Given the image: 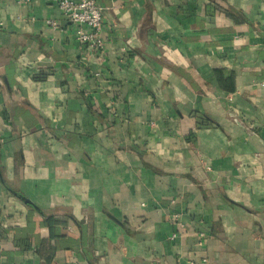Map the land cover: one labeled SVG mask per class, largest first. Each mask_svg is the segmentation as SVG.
I'll list each match as a JSON object with an SVG mask.
<instances>
[{"label":"crops","instance_id":"1","mask_svg":"<svg viewBox=\"0 0 264 264\" xmlns=\"http://www.w3.org/2000/svg\"><path fill=\"white\" fill-rule=\"evenodd\" d=\"M96 1L0 0V264H264V0Z\"/></svg>","mask_w":264,"mask_h":264},{"label":"built area","instance_id":"2","mask_svg":"<svg viewBox=\"0 0 264 264\" xmlns=\"http://www.w3.org/2000/svg\"><path fill=\"white\" fill-rule=\"evenodd\" d=\"M33 0H17L18 4L29 5ZM66 17L76 40L86 56L101 58L104 55L105 43L102 38L103 7L96 0H55ZM53 27L57 22L48 21ZM89 61V60H88ZM86 63H89V62ZM175 218L178 216L175 215ZM204 234H201L203 237ZM175 237V235L173 236Z\"/></svg>","mask_w":264,"mask_h":264},{"label":"trees","instance_id":"3","mask_svg":"<svg viewBox=\"0 0 264 264\" xmlns=\"http://www.w3.org/2000/svg\"><path fill=\"white\" fill-rule=\"evenodd\" d=\"M37 211L40 213V210H37ZM45 220H46L48 226L52 229L53 224L55 222L54 216L47 217V218H45Z\"/></svg>","mask_w":264,"mask_h":264},{"label":"water","instance_id":"4","mask_svg":"<svg viewBox=\"0 0 264 264\" xmlns=\"http://www.w3.org/2000/svg\"><path fill=\"white\" fill-rule=\"evenodd\" d=\"M21 198L24 200V202H25L26 204H29V205H31L32 207L37 208V207L35 206V204H34L30 199H28V198H24V196H21Z\"/></svg>","mask_w":264,"mask_h":264}]
</instances>
